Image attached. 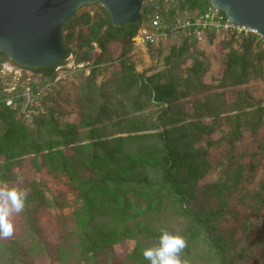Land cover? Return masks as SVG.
Here are the masks:
<instances>
[{"label":"rangeland","instance_id":"1","mask_svg":"<svg viewBox=\"0 0 264 264\" xmlns=\"http://www.w3.org/2000/svg\"><path fill=\"white\" fill-rule=\"evenodd\" d=\"M107 18L102 6L90 4L63 27L69 55L64 67L54 70V77H61L58 82L23 70L0 56L2 100L20 96L27 86L43 87L25 110L21 108L23 100L21 106L10 107L0 102V191L15 189L35 195L38 200L29 208L37 210L41 233L55 242L56 225H61L64 217L71 219L80 205L84 192L79 191L81 182L91 187L101 184L106 189L118 179L154 176L163 161L156 158L159 140L153 137L168 131L175 142L172 148L178 158V181L192 197L190 209L197 215L205 217L241 191H259L257 198L264 202V140L259 136L264 131V48L255 36H247L250 43L239 39L232 44L234 49L244 44L250 53L247 79L238 82L237 78H223L232 62L230 48L223 47L228 46L230 36L218 35L203 44L182 45L181 39H173L149 50L127 51L121 59L117 43L123 31L112 32L103 48L93 44L97 27ZM145 24L148 27L149 21ZM174 48L177 51H172ZM174 52L176 55L170 56ZM243 67L239 61L234 63L236 76ZM190 74L198 77L194 84H189ZM245 92H250L254 106L232 109L244 99ZM258 126L260 142L255 148L248 136ZM236 127L239 132L234 131ZM53 129H61L65 140L54 138L45 146L46 138L40 136ZM88 147L98 152L99 158L94 160V154L85 151ZM64 157L79 164L77 179L70 184L55 166L54 170L45 166L51 162L60 165ZM43 197L49 203L46 208L40 202ZM24 208L10 215L13 233L0 235V244H8L21 234ZM164 209L165 221L174 219V236L183 237L189 220L171 202ZM67 222L64 218L68 228ZM237 225L216 229L229 235L228 245L244 255L235 264H264V211ZM155 240L152 236L121 242L114 246L112 264H121L136 249L141 257L144 242L150 247ZM0 251H4L1 245ZM1 256L0 264H7V257ZM186 261L202 264L204 258L193 254Z\"/></svg>","mask_w":264,"mask_h":264},{"label":"trees","instance_id":"2","mask_svg":"<svg viewBox=\"0 0 264 264\" xmlns=\"http://www.w3.org/2000/svg\"><path fill=\"white\" fill-rule=\"evenodd\" d=\"M172 1L173 5L168 9L169 4L164 3V0H154L152 3L146 0L140 14V20L134 26L116 28L111 25L109 18H107L96 29L93 38L94 46L103 48V42L106 41L112 32L123 31L117 43L120 47V58L122 59L127 51L131 53L136 52L132 39L136 36L137 31L146 25L148 16L152 12L158 10L165 17L169 18L173 14L186 9L202 12L208 6V3L203 0ZM214 37L216 35L209 34L207 41H211ZM230 37L231 40L228 46L223 47L225 49L230 48L228 56L232 59V62L227 65L226 71L223 72V78H237V81L240 78H243L241 80L247 79L245 71L249 65L248 59L250 53L248 52V47L243 44L238 49H234L232 44L235 40L239 39L242 43L245 41L250 43L252 40L249 37L238 39H235L233 36ZM255 40L258 43L256 37ZM189 42L193 41L181 39L182 45ZM172 51L177 50L174 48ZM175 53H170V56H175ZM68 55L67 50L66 58H68ZM170 56L167 59L168 62L170 61ZM236 61L244 64V67L239 70V76H236L235 72H233ZM20 68L40 74L46 79H52L55 70V68L39 70ZM192 74L189 76L191 77L189 84H194L198 80V77H193ZM243 96L244 99L236 103L232 109L242 110L244 107L254 106V99L250 95V92L249 94L243 93ZM2 98L4 97L0 96V100ZM157 101L161 102L159 99ZM15 103L21 106V99L15 100ZM21 108L19 109L20 112ZM263 118L264 115L262 116ZM259 128L260 126L254 127L250 132L251 137L249 138L248 136L249 141L254 142L255 148L260 142L258 137ZM234 131L239 132L238 127ZM60 132H62L61 129L57 131L53 129L47 134H42L40 136L41 139L43 137L46 138L43 139V144L45 146L51 145L54 138L65 140V137H62ZM262 132H260L259 136L264 140V133ZM153 138L159 140L156 158L158 157L163 161L159 173L145 178L118 179L110 183L112 186H109V188L107 186L106 189H103L101 184H94L91 187L89 183L81 182L82 188L79 191L84 192L81 194L80 202L78 203L80 205L77 207L75 213L70 216L71 219H69V216L64 217L70 221L67 222L68 228L63 224L64 218L61 221V225H56L55 242H52L41 233L37 224V218L35 217L37 210L29 208L31 203L35 204L38 199H36L35 195L31 196L30 193L26 192L28 194H25L24 201L29 206L25 207L27 209L25 211V224L18 237H13L8 244H0L4 249V251H0V258L2 259L1 255L6 256L7 264H97L100 261L102 264H112V258L115 257L114 246L125 240H135L138 242L145 238L155 237L156 240L150 247H148L150 243L144 242L145 251L146 249L159 246L160 234L162 232L175 235L176 230L172 227L173 224L171 223L174 219L171 218L165 221L166 211L164 207L171 202V204L179 206L182 211V217L189 220V229L182 237L185 241V247L179 253L181 264H194L193 261H186L193 254L198 256L201 254L203 256L204 261L202 264H235V262H239L244 255L241 251H237L236 248L228 245L226 240L229 235L220 230L217 232L216 229L225 230V228L234 223L238 224L237 226L244 225L248 220L254 218L255 215L262 214L264 202H259L257 198L259 191L257 193L255 191L251 193L241 191L234 200L228 201L226 199L225 202L214 208L212 213L205 217L203 215L199 216L190 209L192 197L183 191L182 184L178 181V158L172 148L175 146V142L171 134L167 131ZM88 149L89 147L85 151L90 155L94 154V160L99 158L96 154L98 152ZM258 150L256 151L257 153H259ZM247 159L250 160L249 158ZM53 164V162L46 163L45 166L49 165V168L51 167L53 170V166H55L58 174H64L68 178L69 184L77 179L78 163L64 157L60 165ZM108 198L110 199L109 201H107ZM40 202L43 208H46V205L49 204L44 197ZM259 205H261L262 209L257 210ZM165 226H168V228ZM159 231H161L160 234L158 233ZM248 243L249 241L245 242L247 245ZM248 247L251 246L249 245ZM143 253L139 257L136 249L132 254L126 255L121 264H149V261L144 258Z\"/></svg>","mask_w":264,"mask_h":264},{"label":"water","instance_id":"3","mask_svg":"<svg viewBox=\"0 0 264 264\" xmlns=\"http://www.w3.org/2000/svg\"><path fill=\"white\" fill-rule=\"evenodd\" d=\"M146 0H0V56L29 69L64 64L63 27L86 5L102 6L116 28L134 26ZM231 24L264 36V0H203Z\"/></svg>","mask_w":264,"mask_h":264},{"label":"built area","instance_id":"4","mask_svg":"<svg viewBox=\"0 0 264 264\" xmlns=\"http://www.w3.org/2000/svg\"><path fill=\"white\" fill-rule=\"evenodd\" d=\"M151 3L154 0H149ZM168 3V9L172 7V0H164ZM149 26H142L136 36L132 39L134 49L145 50L149 47H158L160 44L176 39H190L196 44H203L207 41L209 34L216 36H233L235 39L253 35L257 38L259 45L264 48V36L257 34L247 27L234 26L229 22L225 15L211 7L207 6L204 11H191L186 9L173 14L169 18L165 17L158 10L152 12L148 19ZM145 52V51H144ZM66 63L55 68L56 71L62 69ZM59 77H52L55 82L60 80ZM43 88V87H42ZM42 88H33L27 86L22 94L16 98L1 100L5 105L15 106V100L21 99L24 101L25 110L35 98H38L42 93ZM41 90V91H40Z\"/></svg>","mask_w":264,"mask_h":264},{"label":"clouds","instance_id":"5","mask_svg":"<svg viewBox=\"0 0 264 264\" xmlns=\"http://www.w3.org/2000/svg\"><path fill=\"white\" fill-rule=\"evenodd\" d=\"M25 193L15 189L0 191V235L8 237L13 233V225L9 220L13 212H21L24 208ZM185 247V241L180 236L167 232L162 233L159 246L146 249L144 258L149 264H181L179 253Z\"/></svg>","mask_w":264,"mask_h":264}]
</instances>
